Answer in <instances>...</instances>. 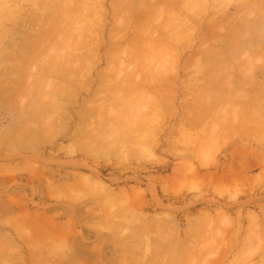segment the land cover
<instances>
[{"label": "rangeland", "instance_id": "obj_1", "mask_svg": "<svg viewBox=\"0 0 264 264\" xmlns=\"http://www.w3.org/2000/svg\"><path fill=\"white\" fill-rule=\"evenodd\" d=\"M130 1L0 0V264L264 263V0Z\"/></svg>", "mask_w": 264, "mask_h": 264}, {"label": "bare ground", "instance_id": "obj_2", "mask_svg": "<svg viewBox=\"0 0 264 264\" xmlns=\"http://www.w3.org/2000/svg\"><path fill=\"white\" fill-rule=\"evenodd\" d=\"M68 1H69V0H68ZM71 1H72V0H71ZM83 1H84V0H83ZM129 1H130V0H129ZM133 1H135V0H132V1H130V3L127 2V3H125V4H128V5L131 4L132 6H131L130 8H132L133 5H134V4H133ZM143 1H144V0H143ZM153 1H155V0H151L150 2L152 3ZM158 1H160V0H158ZM189 1H190V0H189ZM189 1H188V3H189ZM210 1H211V0H210ZM214 1H215V0H214ZM219 1H221V0H218V2H219ZM61 2H62V1H61ZM65 2H66V1H65ZM65 2L63 1L64 4H65ZM73 2H75V1H73ZM77 2H78V1H77ZM77 2H76V3H77ZM131 2H132V3H131ZM136 2H137V0L135 1V4H138V3H136ZM163 2H164V0L160 1V4L163 3ZM166 2H167L168 4H170V3L173 2V1H170V3H169V1L166 0V1L163 3L165 6L168 5ZM196 2H199V0H196ZM202 2H203V1H202ZM204 2H205V0H204ZM206 2H207V1H206ZM206 2H205V3H206ZM208 2H209V1H208ZM208 2H207V3H208ZM216 2H217V1H216ZM253 2L255 3L256 0L253 1ZM257 2H258V1H257ZM260 2H261V1H260ZM66 3H68V2H66ZM69 3H70V2H69ZM80 3H81V2H80ZM141 3H142V4H144V3L146 4V0L144 1V3H143V2H141ZM141 3L139 2V4H141ZM156 3H159V2H157V0L155 1V3L153 2L152 7H151V10H152V8H153V10H154L155 7H156V8L158 7L157 5H160V4L154 5V4H156ZM190 3H191V2H190ZM200 3H201V0H200ZM261 3H262V2H261ZM64 4H63V6H64ZM163 4H162L161 6H164ZM186 4H187V3H186ZM191 4H192V3H191ZM196 4H197V3H196ZM196 4H194V5H196ZM251 4H252V3H251ZM258 4H259V3H258ZM56 5H57V4H56ZM56 5H55V6H56ZM80 5L82 6V4H80ZM97 5H98V4H97ZM153 5H154L155 7H153ZM198 5H200V4L198 3ZM208 5H209V3H208ZM256 5H257V4H255V6L252 5V6H254L255 8H254V7H253L254 9L250 8V10H247V9H246V8H248L247 5H246L245 9H246L248 12H251V13H252V12L257 8ZM259 5H260V4H259ZM261 5L263 6L264 4H261ZM57 6H59V4H58ZM63 6L60 4L59 7H63ZM161 6H160V7H161ZM196 6H197V5H196ZM252 6H251V7H252ZM257 6H258V5H257ZM77 7H78V6H77ZM160 7L156 9V10H158V13H159V10L162 9V7H161V8H160ZM168 7H169V6H167V8H168ZM202 7H203V6H202ZM53 8H55V7H53ZM83 8H84V6H83ZM83 8H82V9H83ZM86 8H87V7H86ZM88 8H89V7H88ZM88 8H87L86 10H88ZM163 8H164V7H163ZM187 8H188V7H187ZM203 8L205 9V7H203ZM203 8H202V9H203ZM261 8H262V7H261ZM51 9H52V8H51ZM55 9H56V8H55ZM55 9H54V10H55ZM57 9H59V8L57 7ZM61 9H62V8H61ZM61 9H60V10H61ZM74 9H75V8H74ZM78 9H79V8H78ZM80 9H81V7H80ZM95 9H96V8H95ZM165 9H166V8H165ZM168 9H169V8H168ZM188 9H189V8H188ZM198 9H199V8H198ZM202 9H199L197 13H199V11H202ZM251 9H252V10H251ZM54 10H53V11H54ZM75 10H77V9H75ZM75 10H73V11H75ZM263 10H264V8H263ZM25 11H26V10H25ZM47 11H48V9H47ZM53 11H52V12H53ZM56 11H57V10H56ZM61 11H62V10H61ZM77 11L79 12V10H77ZM81 11H82V10H81ZM89 11L92 13V10H91V9H89ZM89 11H87V13H88ZM164 11H165V10H164ZM166 11H167V10H166ZM204 11H206V10H204ZM204 11H203V12H204ZM256 11H257V10H256ZM49 12H51V11H49ZM59 12H60V11H59ZM59 12H58V13H59ZM83 12H85V10H84ZM151 12H152V11H151ZM156 12H157V11H156ZM161 12H162V10H161ZM203 12H200V13H203ZM248 12H247V13H248ZM262 12H263V11H262ZM44 13H45V12H44ZM44 13H43V14H44ZM56 13H57V12H56ZM56 13H55V14H54V13H49V14H51V15L53 14V16H54V15H56ZM80 13H81V12H80ZM80 13H79V14H80ZM85 13H86V12H85ZM87 13H86V14H87ZM91 13H90V15H91ZM164 13H165V12H164ZM170 13H172V12H170ZM245 13H246V12H245ZM254 13H255V12H254ZM259 13H261V11H260ZM49 14H48V16H49ZM76 14H77V13H76ZM79 14H77V15L79 16ZM86 14H83V15L85 16ZM88 14H89V13H88ZM153 14H154V13H153ZM155 14H156V13H155ZM161 14H163V13H161ZM165 14H166V13H165ZM172 14H173V13H172ZM252 14H253V13H252ZM252 14H251V15H252ZM257 14H258V13H257ZM41 15H42V14H41ZM41 15H40V16H41ZM57 15H58V14H57ZM60 15H61V14H60ZM83 15L81 14L80 17H81V16L83 17ZM156 15H157V14H156ZM179 15H180V14H178V16H179ZM181 15H182V14H181ZM225 15L227 16V12H226ZM38 16H39V15H38ZM44 16L47 17L46 14H44ZM72 16H73V19H74V16H76V15H72ZM126 16H127V15H126ZM158 16H159V17H162V15H160V14H158ZM158 16H156V17H158ZM175 16H176V15H175ZM183 16H184V15H183ZM185 16H186V15H185ZM50 17H51V16H50ZM82 17H81V18H82ZM154 17H155V15H154ZM223 17H225V16H223ZM251 17H252V18H251V22H253L252 20H253V18L255 17V15H254V17H253V16H251ZM22 18H23V17H22ZM42 18L45 19L44 17H42ZM42 18H41V21L43 20ZM56 18H58V16H57ZM59 18H61V17L59 16ZM59 18H58V21L60 20ZM75 18H76V17H75ZM83 18H84V17H83ZM83 18H82V19H83ZM168 18H169V17H168ZM186 18H187V17H186ZM228 18H229V17H228ZM249 18H250V17H249ZM249 18H248V19H249ZM255 18H256V17H255ZM255 18H254V19H255ZM23 19H24V18H23ZM38 19H39V18H38ZM52 19H53V18H52ZM76 19H77V18H76ZM78 19H79V18H78ZM154 19H155V18H154ZM157 19H158V18H157ZM169 19H173V16H172V18H169ZM169 19H168V20H169ZM178 19H179V18H178ZM232 19H235V18H233V16H232V18L230 17V20H232ZM25 20H26V19H25ZM27 20H28V19H27ZM56 20H57V19H56ZM71 20H72V19H71ZM85 20H86V17H85ZM173 20H174V19H173ZM173 20H172V22H175V20H174V21H173ZM181 20H182V19H181ZM181 20L179 19V22H182ZM184 20H186V19H184ZM235 20H236V19H235ZM38 21H39V20H38ZM58 21H57V22H58ZM170 21H171V20H170ZM170 21H169V22H170ZM213 21H214V20H213ZM226 21L228 22V20H226ZM233 21H234V20H232V22H233ZM25 22H26V21H25ZM25 22H24V24H25ZM53 22H54V21H53ZM53 22H52V25L55 24V23H53ZM60 22H61V21H60ZM70 22H71V21H70ZM72 22H73V21H72ZM74 22H75V21H74ZM74 22H73V23H74ZM86 22H87V20H86ZM177 22H178V21H177ZM179 22H178V27L181 25V24L179 25ZM185 22H186V21H185ZM214 22L216 23V19H215ZM230 22H231V21H229V23H230ZM232 22H231V23H232ZM235 22L238 23V21H235ZM30 23H31V22H30ZM41 23H42V22H41ZM43 23H44V22H43ZM73 23H72V24H73ZM75 23H77V22H75ZM79 23H81V20H79ZM88 23H89V22H87V24H88ZM170 23H171V22H170ZM182 23H184V22H182ZM229 23H227L226 26H227ZM257 23H258V22H257ZM261 23H262V22H261ZM261 23H260V26H261V28H262ZM31 24H33V22H32ZM57 24H58V23H57ZM81 24H82V23H81ZM81 24H80V25H81ZM184 24H185V23H184ZM232 24H233V23H232ZM42 25H43V24H41V26H42ZM52 25H50V26H52ZM55 25H56V24H55ZM59 25H60V24H59ZM70 25H71V23H70ZM73 25H74V24H73ZM73 25H72V26H73ZM75 25H76V24H75ZM77 25L80 26L79 24H77ZM88 25L91 26V24H88ZM88 25H87V27H89ZM175 25H176V24H173V26H170V27L173 28ZM24 26H25V25H24ZM32 26H33V25H32ZM32 26H30V27H32ZM61 26H62V25H61ZM78 26H77V27H78ZM176 26H177V25H176ZM186 26H187V25H186ZM224 26H225V25H224ZM260 26L257 25L256 27H259V28H260ZM54 27H55V26H54ZM69 27H70V26H69ZM74 27H75V26H74ZM74 27H73V28H74ZM87 27H85V28H87ZM184 27H185V25H184ZM184 27H183V28H184ZM221 27H222V26H221ZM256 27H254V28H256ZM34 28H37V27H34ZM50 28H51V27H50ZM59 28H60V27L54 28L55 30H57V32L55 31L56 34H57L58 32H60V33L62 32L61 30H60V31L58 30ZM185 28H186V27H185ZM185 28H184V29H185ZM222 28H223V27H222ZM261 28H260V29H261ZM25 29H27V28H25ZM30 29H32V28H30ZM52 29H53V27H52ZM54 29H53V30H54ZM60 29H62V28H60ZM173 29H174V28H173ZM28 30H29V29H28ZM34 30H36V29H34ZM47 30H48V29H47ZM47 30H46V32L48 33L49 30H48V31H47ZM53 30H51V31H53ZM84 30H86V29H84ZM87 30H88V29H87ZM91 30H92V29L90 28L88 31H91ZM210 30H212V29L210 28ZM255 30H256V29H255ZM261 30H262V29H261ZM261 30L258 31L257 33H258V34H261ZM263 30H264V27H263ZM36 31H42V29H41V30H36ZM71 31H73V30L71 29ZM253 31H254V30H253ZM256 31H257V30H256ZM25 32H26V31H25ZM44 32H45V29H44ZM44 32H43V33H44ZM81 32H82V31H81ZM81 32H80V35H81ZM86 32H87V31H85V34L87 35ZM207 32H208V31H207ZM209 32H210V31H209ZM209 32H208V33H209ZM212 32H213V31H212ZM212 32H210V35L213 34ZM259 32H260V33H259ZM18 33H21V32H18ZM27 33H28V32H27ZM35 33H36V32H35ZM47 33H46V34H47ZM53 33H54V32H53ZM90 33H91V32H90ZM90 33H89V35H90ZM249 33H250V32H249ZM16 34H17V33H16ZM21 34H22V33H21ZM21 34H20L19 37H21ZM37 34H39V33H37ZM37 34H36V36H37ZM40 34L42 35V33H40ZM58 34H59V33H58ZM76 34H77V37H79V36H78V33H76ZM76 34H75V35H76ZM83 34H84V33L82 32V38L84 39ZM214 34H215V32H214ZM262 34H263V33H262ZM10 35H11V32H10ZM24 35L26 36L27 34L25 33ZM24 35H23V36H24ZM41 35H40V36H41ZM75 35H74V36H75ZM86 35H85V36H86ZM237 35H240V34H237ZM237 35H235V36H237ZM249 35H250V34H249ZM253 35H254V33H253ZM255 35L257 36V34H255ZM263 35H264V34H263ZM263 35H262V36H263ZM23 36H22V37H23ZM36 36H35V37H36ZM44 36H45V35H44ZM58 36H60V35H58ZM74 36H73V38H74ZM205 36H206V34L204 35V38H205ZM212 36H214V35H212ZM215 36H218V35H215ZM220 36H221V35H220ZM229 36H230V35H229ZM235 36H234V37H235ZM259 36L262 37L261 35H258V37H259ZM26 37L28 38L29 36H26ZM77 37H75V38H77ZM222 37H223V36H222ZM232 37H233V36H232ZM260 37H259L258 39H260ZM30 38H31V37H30ZM30 38H28V39H30ZM38 38H40V37H38ZM79 38H81V36H80ZM79 38H78V40H79ZM82 38H81L80 40H82ZM86 38H87V37H86ZM230 38H231V36H230ZM230 38H229V39H230ZM237 38H238V37H237ZM240 38H241V37H239V39H240ZM247 38H248V37H247ZM263 38H264V37H263ZM263 38H262V40H264ZM15 39H16V38H15ZM21 39H22V38H21ZM24 39H25V37H24ZM24 39H23V40H24ZM88 39H89V38H88ZM220 39H222V38H220ZM223 39H224V38H223ZM233 39H234V38H233ZM242 39H243V38H242ZM244 39H245V38H244ZM253 39H254V38H253ZM255 39H256V38H255ZM12 40H13V38H12ZM12 40H11V41H12ZM25 40H26V39H25ZM35 40H36V39H35ZM73 40H76V41H77V39H73ZM80 40H79V41H80ZM90 40L93 41L92 39H90ZM90 40H87V41L89 42ZM215 40L218 41V39H215ZM240 40H241V39H240ZM256 40H257V39H256ZM6 41H7V40H6ZM6 41H5V42H6ZM8 41L10 42V40H8ZM8 41H7L6 43H8ZM13 41H14V40H13ZM16 41H18V40H16ZM16 41H14V42L16 43ZM19 41H21V40H19ZM27 41H28V40H27ZM30 41L32 42V41H33V38H32V40H30ZM79 41H78V42H79ZM82 41H86V40H82ZM91 41H90V42H91ZM139 41H140V38H139ZM139 41H138V42H139ZM238 41H239V40H238ZM238 41H237V42H238ZM241 41H244V40H241ZM245 41H246V39H245ZM245 41L243 42L244 44L241 43V44L244 45L243 48L246 46L245 44L247 43V42H245ZM248 41H249V40H248ZM252 41H253V40H252ZM252 41H251V42H252ZM2 42H4V41H2ZM22 42H23V41H22ZM22 42H21V45H22ZM24 42H25V41H24ZM34 42H35V41H33L32 43H34ZM80 42H81V41H80ZM90 42H89V43H90ZM239 42H240V41H239ZM256 42H257V41H256ZM11 43L13 44V42H10L9 44H11ZM18 43H19V42H18ZM25 43H26V42H25ZM74 43H75V42H74ZM81 43H82V42H81ZM83 43H84V46H85V42H83ZM212 43H214V42H212ZM219 43H221V41H219ZM222 43H223V42H222ZM224 43H225V46H226V42H224ZM257 43H258V42H257ZM257 43H254V44L257 45ZM12 44H11V45H12ZM26 44H27V43H26ZM77 44H78V43H77ZM217 44H218V43H217ZM239 44H240V43H239ZM248 44H249V43H248ZM254 44H253V45H254ZM260 44L262 45L261 42H260ZM260 44H259V46H261ZM263 44H264V43H263ZM11 45H9V46H11ZM13 45H14V44H13ZM21 45H20V46H21ZM29 45H30V44H29ZM29 45H28V46H29ZM31 45H32V44H31ZM69 45H70V44H69ZM79 45H80V44H79ZM214 45H215V43H214ZM249 45H251L250 48H249V46H248V48H249V50H250V49L253 47V45H252V43H250ZM2 46L5 48V44H4V45H3V44L0 45L1 48H2ZM6 46H7V45H6ZM17 46H18V44H17ZM20 46H18V47L21 48ZM22 46H23V45H22ZM70 46H71V45H70ZM73 46H74V44H73V42H72V48H73ZM75 46H76V45H75ZM75 46H74V47H75ZM77 46H78V45H77ZM81 46H82V45H81ZM81 46H80V49L83 48V46H82V48H81ZM211 46H212V44H211ZM238 46H239V45H238ZM254 46H255V45H254ZM11 47H12V46H11ZM13 47H14V46H13ZM13 47H12L11 49H13V51H16V50H14ZM18 47H17V48H18ZM23 47H24V48H23ZM23 47H22V48H23V51H24L25 46H23ZM54 47H55V46H54ZM54 47H53V49H54ZM66 47H67V46H66V44H65V45L63 46V48H64L63 50H66V49H65ZM78 47H79V46H78ZM85 47H87V45H86ZM206 47H209V48H210V45H208V46H206ZM214 47H216V50H217V46H214ZM240 47H241V46H240ZM255 47H257V46H255ZM255 47H254V48H255ZM263 47H264V46H263ZM1 48H0V49H1ZM6 48H9V47H6ZM19 48H18V49H19ZM22 48H21V49H22ZM209 48H207V50H205L206 48H205V49H202V50H203V53H204V52L206 53V51L208 52V51H209V50H208ZM220 48H221V47H219V49H220ZM243 48H242V50H243ZM254 48H253V49H254ZM257 48H258V47H257ZM257 48H256L255 50H257ZM261 48H262V47H261ZM261 48H259V49H261ZM2 49H3V48H2ZM9 49H10V48H9ZM15 49H16V46H15ZM33 49H36V48H33ZM68 49H69V48H68ZM68 49L66 50L67 53H65V54H67L69 57H68V56L66 57V56L62 55V57H64V58H63L64 60H65V58H66V59H67V58H68V59H71V56H70V55H72V54H70V53H72V52H70V53H69L70 55H69V54H68ZM212 49H214V48H212ZM212 49L210 48V51H213ZM221 49H223V46H222ZM233 49H235V48H233ZM236 49H237V48H236ZM246 49H247V47H246ZM253 49H252V50H253ZM259 49H258V50H259ZM6 50H7V49H6ZM70 50L72 51V49H70ZM70 50H69V51H70ZM204 50H205V51H204ZM228 50H229V49H228ZM239 50H240V48H239ZM239 50H233V51L236 52V51H239ZM242 50H241V51H242ZM263 50H264V49H263ZM0 51H1V50H0ZM3 51H4V50H3ZM13 51H12V52H13ZM17 51H18V50H17ZM245 51H246V50H245ZM245 51H244V52H245ZM247 51H248V50H247ZM247 51H246V54H248V58H249V56L251 57V55L253 56V54H255V53H253V54L249 55L250 51H249V52H247ZM261 51H262V49H261L259 52L262 53ZM1 52H2V51H1ZM4 52H6V51H4ZM7 52H8V50H7ZM12 52H10V51L8 52V54L11 53V58L15 56V52H14V56H13ZM25 52H26V51H25ZM25 52H23V53H25ZM30 52H31V51H30ZM223 52H224V51H223ZM223 52H222V53H223ZM239 52H240V51H239ZM242 52H243V51H242ZM251 52H254V50L251 51ZM255 52H256V51H255ZM73 53H74V52H73ZM210 53H211V52H210ZM218 53H221V52L218 51ZM236 53H237V52H236ZM257 53H258V51H257ZM257 53H256V54H257ZM0 54H1V55H4V56L7 55V54H2V53H0ZM18 54H19V52H17V55H18ZM25 54H26V53H25ZM31 54H32V53H31ZM31 54H30V55H31ZM63 54H64V53H63ZM225 54H227V52H226ZM258 54H259V53H258ZM1 55H0V56H1ZM20 55H22V53H20ZM27 55H28V53H27ZM30 55H29V58L33 57V55H31V56H30ZM58 55H59V54H58ZM73 55H74V54H73ZM75 55H77V54H75ZM155 55H157V52H156V54H154V59L158 58V56L155 58ZM204 55H205V54H204ZM207 55H209V56L211 57V55H213V52H212V54H208V53H207ZM227 55H228V54H227ZM4 56H3V57H4ZM9 56H10V55H9ZM22 56H23V55H22ZM22 56L20 57V56L18 55V56H15V58H17V57L23 58ZM213 56H216V57H217V54L214 53ZM5 57H6V56H5ZM5 57H4V58H5ZM7 57H8V55H7ZM27 57H28V56H27ZM35 57H36V56H35ZM35 57H34V58H35ZM40 57H41V56H40ZM53 57H54V56H53ZM56 57H57V56H56ZM62 57H61V54H60V58H62ZM236 57H237V56H236ZM253 57H254V56H253ZM0 58H1V57H0ZM4 58H1V59L4 60ZM11 58L8 57L7 62H8V60L11 59ZM41 58H42V57H41ZM41 58H40V59H41ZM51 58H52V57H51ZM60 58H59V59H60ZM72 58H73V56H72ZM74 58H77V57H74ZM1 59H0V60H1ZM5 59H6V58H5ZM17 59H19V58H17ZM37 59H39L38 56H37ZM80 59H81V58H80ZM212 59H213V58H212ZM214 59H216V58L214 57ZM214 59H213V60H214ZM250 59H251V58H250ZM250 59H248L250 62H248V64L245 63V65H247V66H248V65H249V66L251 65V61H252L253 59H252V60H250ZM2 60H1V61H2ZM19 60H20V59H19ZM19 60H18V61H19ZM23 60H26V57H25V59L23 58ZM42 60H43V59H41V61H42ZM64 60H62V61H64ZM1 61H0V62H1ZM12 61H13V58L11 59L10 63H11ZM30 61H31V59H30ZM30 61H29V62H30ZM33 61H34V60H33ZM35 61H36V60H35ZM217 61H218V60H217ZM223 61H224V60H222L221 62H223ZM246 61H247V59H246ZM3 62H4V61H3ZM3 62H2V63H3ZM7 62H5V63H7ZM21 62H22V61H21ZM23 62H24V61H23ZM29 62H28V63H29ZM43 62H44V61H43ZM218 62H219V61H218ZM26 63H27V62H26ZM55 63H56V61H55ZM55 63H54V59H53V62L51 61V64H55ZM57 63H58V62H57ZM66 63H68V62H66ZM210 63H211V61H210ZM212 63H213V62H212ZM219 63H220V62H219ZM252 63H253V62H252ZM29 64H31V63H29ZM38 64H39V62H38ZM38 64H37V65H38ZM58 64H60V63H58ZM64 64H65V63H64ZM213 64H214V63H213ZM216 64H217V62H216ZM27 65H28V64H27ZM32 65H33V64H32ZM65 65L67 66V64H65ZM65 65H64V67H65ZM214 65H215V64H214ZM224 65H227V64H221V65H219V66L221 67V66H224ZM229 65H230V64H229ZM0 66H1V64H0ZM40 66H41V65H40ZM40 66H39V67H40ZM46 66H48L47 63H46ZM53 66H54V65H53ZM57 66H58V65H57ZM210 66H211V65H210ZM215 66H216V65H215ZM215 66H214L213 68H215ZM1 67H2V66H1ZM9 67L12 68V66H9ZM13 67H14V66H13ZM50 67H51V66H50ZM50 67H45V68L50 69ZM54 67H55V66H54ZM59 67H61V69H60V68H59V69H60V70L62 71V73H63V70H62L63 67H62V65L59 66ZM68 67H69V66H68ZM68 67H67V68H68ZM251 67L253 68V66H251ZM15 68H16V66H15ZM15 68H13V69H15ZM43 68H44V64H43ZM56 68H57V67H56ZM56 68H53V70H51V69H52V67H51V69H50L51 71H50V72L47 71V73L49 72V73L51 74V73H54V72H55V73H56V72H61V71H59L58 68H57V69H58V71H57ZM65 68H66V67H65ZM65 68H64V69H65ZM208 68H209V67H208ZM26 69H27V68H26ZM40 69H41V68H40ZM48 69H47V70H48ZM55 69H56V70H55ZM71 69H72V67H71V68L69 67V70H70V71H71ZM209 69H211V68H209ZM263 69H264V68H263ZM6 70H7V69H6ZM6 70H5V71H6ZM15 70L17 71V68H16ZM27 70H28V69H27ZM54 70H55V71H54ZM66 70H67V72H68V69H66ZM73 70H74V69H73ZM12 71H14V70H11L10 73H12ZM25 71H26V70L24 69V72H25ZM42 71H43V70H42ZM42 71H41V70L39 71L40 74H41ZM45 71H46V70H45ZM45 71H44V72H45ZM53 71H54V72H53ZM70 71H69V72H70ZM74 71H75V70H74ZM74 71H73V72H74ZM8 72H9V71H8ZM17 72H18V71H17ZM64 72H65V71H64ZM71 72H72V71H71ZM6 73H7V71L5 72V74H6ZM15 73H16V72H15ZM15 73H14V74H15ZM0 74H1V71H0ZM14 74H13V75H14ZM57 74H58V73H57ZM59 74L61 75V73H59ZM71 74H72V73H71ZM3 75H4V74H3ZM7 75H9V74H7ZM7 75H6V76H7ZM41 75H42V74H41ZM53 75H54V74H53ZM55 75H56V74H55ZM4 76H5V75H4ZM6 76H5V77H6ZM43 76H45V75L43 74ZM2 77H3V76H2ZM51 77H52V76H51ZM12 78H13V77H12ZM52 78H53V77H52ZM57 78H58V77H57ZM65 78H66V77H65ZM67 78H68V77H67ZM18 79H19V78H18ZM21 79H23V78H21ZM25 79L28 80L27 78H25ZM41 79H42V78H41ZM43 79H44V78H43ZM43 79H42V81H43ZM53 79H54V78H53ZM7 80H8V79H7ZM26 80H25V83H26ZM29 80H31V79H29ZM38 80H39V79H38ZM38 80H36V81H38ZM54 80H55V79H54ZM54 80H53V81H54ZM9 81H11L10 78H9ZM12 81H14V79H12ZM12 81H11V83H13ZM31 81H34V80H31ZM45 81H46V79H45ZM48 81H49V83H50V81H52V80L48 79ZM48 81H47V83H48ZM53 81H52V82H53ZM22 82H23V80H22ZM38 82L41 83V81H38ZM59 82H61V81H59ZM9 83H10V82H9ZM34 83H35V82H34ZM56 83H57V81H56ZM5 84L7 85V83H5ZM26 84H28V81H27ZM29 84H30V86H31V85H33V82H32V84H31V82L29 81ZM29 84H28V85H29ZM35 84H36V83H35ZM35 84H34V85H35ZM52 84H55V82H54V83H51V85H52ZM59 84H60V83H59ZM62 84H64L63 81H62ZM2 85H3V83H2ZM4 86H5V85H4ZM4 86L1 87V84H0V87H1V88H4ZM23 86H24V85H23ZM55 86L58 87V85H55ZM59 86H60V85H59ZM15 87H17V86L15 85ZM15 87H14V88H15ZM28 87H29V86H26V88H28ZM32 87H34V86H32ZM38 87H39V86H38ZM53 87H54V86H53ZM53 87H52V90L55 91V93H57L58 91L56 92V90H59V87H58V89H56V88L53 89ZM60 87H61V89H62L63 85H61ZM65 87H66V86H65ZM30 88H31V87H30ZM7 89H8V88H7ZM40 89H41V87H40ZM43 89L45 90L46 88H43ZM63 89H64V88H63ZM63 89H62V90H63ZM65 89H66V88H65ZM27 90H28V92H30V91L32 90V88H31V89L28 88ZM27 90H26L25 92H27ZM29 90H30V91H29ZM33 90H34V89H33ZM52 90H50V93L52 92ZM62 90L59 91V92L61 93ZM31 92H32V91H31ZM63 92H64V91H63ZM50 93H48V94L50 95ZM55 93L53 92V94H55ZM27 94H28V93H27ZM42 94H44V93H43L42 90H41V94H40L39 96H41ZM48 94H47V92H46V95H48ZM25 95H26V94H25ZM46 95H45V96L42 95V96H43V97H46ZM58 95H61V94H58ZM55 96H57V95H55ZM25 97H26V96H24V98H25ZM47 97H50V98L52 99V96H51V95H50V96H47ZM53 97H54V96H53ZM57 98H58V97H57ZM58 99H59V98H58ZM47 100H49V99H47ZM55 102H58V101H55ZM42 103L44 104V102H42ZM51 103H52V101H51ZM59 103H60V102H59ZM30 104H33V103L31 102ZM45 104H47V103H45ZM60 104H61V103H60ZM47 105H48V104H47ZM47 105H46V106H47ZM50 105H51V104H49V106H50ZM53 105H54V104H53ZM30 106H31V105H30ZM43 106H44V105H43ZM49 106H47V107H49ZM56 106H58V103H57V105H55V107H56ZM24 108H25L24 110L27 111L26 106H25ZM22 110H23V109H22ZM29 111H30V110H29ZM25 113H26V112H25ZM28 113H29V112H28ZM26 115H27V113H26ZM28 115H30V114H28ZM59 123H61V121H60ZM59 123H58V124H59ZM52 125H54V124H52ZM51 127H53V126H51ZM53 128H55V125H54ZM29 142H31V143L33 144V141H29ZM29 142H27V144H25V143H24V144L27 145V146H29V145L31 144V143H29ZM252 216H253V215H252ZM252 216H251V218H254V217L257 218V217H258V216L255 215V214H254L253 217H252ZM221 218H223V216H222ZM251 218H250V219H251ZM256 218H255V220H256ZM223 219L225 220V218H223ZM223 219H222V220H223ZM250 219H249V220H250ZM222 220H221V221H222ZM224 220H223L222 222H224ZM226 220H227V219H226ZM226 220H225V221H226ZM253 220H254V219H253ZM253 220H252V221H253ZM250 222H251V221H250ZM256 222H258V221L256 220ZM227 223H228V222H227ZM259 223H260V222H259ZM252 224L254 225V223H252ZM255 224H256V223H255ZM263 224H264V223H263ZM257 225H258V223H257L256 225H254V226H257ZM258 227H259V225H258ZM260 228H262V226H261ZM239 229H240V228H239ZM257 229H258V228H257ZM263 229H264V228H263ZM258 230H259V229H258ZM261 230H262V229H261ZM262 231H263V230H262ZM239 232H240V231H239ZM189 233H190V232H189ZM235 233H236V232H235ZM255 233H257V231H256ZM260 233H261V231H260ZM260 233H259V234H260ZM262 233H263V232H262ZM257 234H258V233H257ZM259 234H258V235H259ZM258 235H257V236H258ZM263 235H264V233L262 234V236H263ZM224 236H225V235H224ZM226 236H227V235H226ZM231 236H232V235H230V237H231ZM235 236H236V235H235ZM262 236H261V237L259 236V237L262 238V239H260V240H261L262 243H264V240H263V237H262ZM189 238H190V237H189ZM221 238H222V236H221ZM226 238L229 239V237H226ZM257 238H258V237H257ZM222 239H223L222 241L226 240L225 238H222ZM234 239L236 240L237 238H234ZM234 239H233V240L231 239V240L234 241L233 243L235 244V240H234ZM258 239H259V238H258ZM189 240H190V239H189ZM229 240H230V239H229ZM229 240H228V242H229ZM260 240H259V242H260ZM232 241H231V242H232ZM228 242L225 244V246L228 247V245H229V247H230V245H231V247H232V244H230L231 242H229V244H228ZM237 242H238V240H237ZM237 242H236V243H237ZM224 243H225V242H224ZM263 245H264V244H263ZM263 245H262V246H263ZM187 246H190V245H187ZM204 247H205V246H204ZM206 247H207V246H206ZM206 247H205V248H206ZM210 247H212V246H209V249H208L209 251H211V250H210ZM222 247H223V246H222ZM226 247H225V248H226ZM229 247H228V249H227V248H226V249L224 248L225 250H222V249L220 248L222 251H220L219 253H222V254L219 255V254L217 253L219 256L216 255L217 257H216V258H213L214 260H213V261H209V263H208V260L205 259V256L208 257V255H205L204 257H203V256H202V257L206 260V264H223V259L225 258V255H224L225 252H223V251H226V253H228V254L226 255V257H227V256L229 255V253H230V252H227V250L230 251L229 249H230L231 247H230V248H229ZM243 247H245V246H243ZM183 248H184V247H183ZM186 248H187V247L185 246V249H186ZM188 248H189V247H188ZM205 248H204V249H205ZM232 248H233V247H232ZM247 248H248V247H247ZM251 248H252V247H251ZM251 248H249L250 250L248 249L247 251L250 252V251L252 250ZM190 249H191V248H190ZM242 249H243V248H242ZM208 250H207V251H208ZM231 250H232V249H231ZM209 251H208V254H209ZM241 251H245V250L243 249V250H241ZM184 252H185V251H184ZM257 252L259 253V251H257ZM204 253H205V252H204ZM226 253H225V254H226ZM246 253H248V252H246ZM246 253H245V252H242L243 255L246 254ZM255 253H256V252H255ZM206 254H207V252H206ZM249 254H250L251 258H252V257H253V256L251 255V254H252V251H251ZM183 255H184V254H183ZM183 255H182V256H183ZM201 255H203V254H201ZM253 255H254V252H253ZM188 256H189V254H188ZM190 256H191V254H190ZM246 256H247V255H246ZM246 256H245V257H246ZM250 256L248 255L247 257H250ZM245 257H244V258H245ZM247 257H246L245 259H247ZM186 258H187V257H186ZM203 258H202L203 261H201V263H202V262L204 263V261H205ZM209 258H210V257H208L207 259H209ZM244 258H241V259H244ZM259 258H260V260L263 261V256H262V257L259 256ZM199 259H201V258H199ZM225 259H226V258H225ZM178 260H179V258H178ZM189 260H190V258H189ZM191 260H193V257H192V256H191ZM256 260H257V259H256ZM183 261H184V260H183ZM258 261H259V260H258ZM181 262H182V260L180 261V263H181ZM211 262H212V263H211ZM199 263H200V262H199ZM242 263L245 264L244 262H242ZM242 263H241V264H242ZM261 263H262V262H261ZM204 264H205V263H204ZM239 264H240V263H239ZM255 264H256V261H255ZM259 264H260V262H259ZM262 264H264V263H262Z\"/></svg>", "mask_w": 264, "mask_h": 264}]
</instances>
